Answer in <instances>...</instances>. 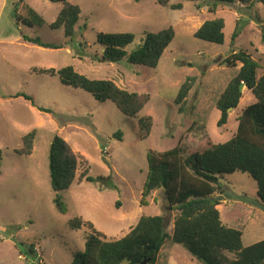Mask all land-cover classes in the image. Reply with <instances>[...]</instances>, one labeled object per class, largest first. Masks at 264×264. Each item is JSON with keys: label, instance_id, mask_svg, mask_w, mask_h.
I'll list each match as a JSON object with an SVG mask.
<instances>
[{"label": "rangeland", "instance_id": "obj_1", "mask_svg": "<svg viewBox=\"0 0 264 264\" xmlns=\"http://www.w3.org/2000/svg\"><path fill=\"white\" fill-rule=\"evenodd\" d=\"M70 1L81 7L73 40L63 29L50 27L62 8L61 1L0 0V264H72L84 251L88 235L87 228L69 227V220L76 216L91 221L110 237H121L143 214L163 215L165 228L172 234L178 211L171 208L162 189L152 191L147 206L140 205L148 150L161 152L180 144L187 155L207 138L225 142L235 134L242 109L256 98L244 86L228 122L218 125L221 111L216 102L241 66L222 64L232 49L249 53L260 64L258 75L264 72L262 2L219 4L212 12V1L170 0L166 6L158 0ZM178 3L182 7L171 8ZM216 17L226 21L223 44L194 36L205 20ZM237 23L239 36L232 40ZM170 26L176 35L156 68L126 58L107 61L97 41L99 32H132L135 38L125 48L130 52L143 42L147 31ZM26 35L66 45L46 48L25 41ZM67 65L88 77L149 93L151 99L139 113L153 118L149 137H140L138 117L124 114L112 101L98 100L83 89L63 84L57 76L32 72L34 67ZM187 80L192 87L180 109L175 99ZM18 92L32 96L34 103L16 96ZM33 129L37 136L32 154H18L23 136ZM56 135L85 155L88 175L94 179L77 180L58 192L66 213L54 203L57 193L49 176V149ZM221 182L225 192L217 208L223 223L243 232L245 246L263 240L264 206L256 181L236 171ZM33 243L34 253L29 251ZM156 264L200 263L182 244L168 240Z\"/></svg>", "mask_w": 264, "mask_h": 264}, {"label": "trees", "instance_id": "obj_2", "mask_svg": "<svg viewBox=\"0 0 264 264\" xmlns=\"http://www.w3.org/2000/svg\"><path fill=\"white\" fill-rule=\"evenodd\" d=\"M58 1L62 2V8L50 27L63 29L65 36L73 40L77 34L75 26L80 19L81 7L70 0ZM193 1H212V12L216 11L219 4L232 5L237 1L264 4V0ZM158 2L166 6L170 0ZM179 7H182L181 3L171 5L173 9ZM30 11L42 22L35 10ZM225 26L223 17L207 19L196 29L194 36L203 41L223 44ZM239 32L237 23L232 40L239 36ZM175 35L172 26L157 32L147 31L143 42L130 52L125 48L135 38L132 32H99L97 41L104 47L103 58L107 61L118 62L126 58L130 63L156 68ZM24 40L52 49L66 45L27 35ZM222 61L230 68L237 67L239 63L241 66L216 102V108L221 111L218 125L226 124L228 109H235L239 105L243 95L241 83L256 98L254 103L242 109L235 134L225 142H214L207 138L205 142L197 144V149L187 151V155H184L180 144L161 152L153 149L147 152L148 172L140 205L147 206L152 191L162 189L172 209L178 211L172 234L165 228L163 215L143 214L135 226L121 237H110L98 230L91 221L76 216L69 220V227L74 230L87 228L88 235L84 251L77 255L78 258L72 264H142L143 260L149 258L151 260L147 264H156L168 240L182 244L200 264H264V239L245 246L243 232L224 224L217 208L225 192L221 179L236 171L246 173L256 181L258 196L264 206V72L258 75L259 62L244 50L232 49L231 54ZM32 72L57 76L65 85L83 89L98 100L112 101L124 114L138 117L140 137H149L153 118L151 115L139 116L151 99L149 93L129 91L112 80L88 77L72 65L60 69L34 67ZM191 87L190 80L180 87L175 99L176 104L181 105L180 109ZM16 96H23L34 103L32 96L24 92H18ZM39 109L51 112L49 108ZM36 136V129L24 135L22 146L16 152L20 155L32 154ZM2 159L3 152L0 150V162ZM84 166L79 174V169ZM89 168L85 155L75 152L63 137L56 135L52 139L49 176L51 187L57 193L54 203L61 213H66L67 206L58 192L68 189L77 180L81 182L85 178L93 181L88 175ZM29 251L35 252L34 243L30 245Z\"/></svg>", "mask_w": 264, "mask_h": 264}, {"label": "water", "instance_id": "obj_3", "mask_svg": "<svg viewBox=\"0 0 264 264\" xmlns=\"http://www.w3.org/2000/svg\"><path fill=\"white\" fill-rule=\"evenodd\" d=\"M243 87H244V84L241 83V84H240V90H241V91L243 90ZM231 110H232V108H229V109H228V111H231ZM171 208H172V206H171ZM164 220H165V219H164ZM150 260H151V258H149V259H145V260H143L142 264H147L148 261H150Z\"/></svg>", "mask_w": 264, "mask_h": 264}]
</instances>
